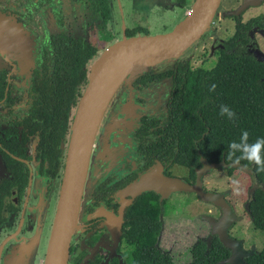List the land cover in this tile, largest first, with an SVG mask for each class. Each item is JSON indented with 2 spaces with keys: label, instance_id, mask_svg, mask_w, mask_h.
<instances>
[{
  "label": "flooded vegetation",
  "instance_id": "1",
  "mask_svg": "<svg viewBox=\"0 0 264 264\" xmlns=\"http://www.w3.org/2000/svg\"><path fill=\"white\" fill-rule=\"evenodd\" d=\"M196 2L0 0V17L22 28L18 39L0 41V264L45 261L60 211L75 223L68 264H186L222 243L209 218L218 221L223 208L171 180L196 184L198 170L225 159L223 151L220 159L198 151L199 165L175 160L190 141H181L185 121L171 102L179 80H202L197 74L212 70L223 51L264 67V0H221L207 30L181 54L118 87L95 134L78 206L63 203L72 125L92 64L124 35L173 31ZM244 164L251 170L220 166L200 182L204 191L227 192L241 217L228 233L252 251L247 259L264 247L251 210L264 180ZM238 171L248 178L242 202L220 186Z\"/></svg>",
  "mask_w": 264,
  "mask_h": 264
},
{
  "label": "water",
  "instance_id": "2",
  "mask_svg": "<svg viewBox=\"0 0 264 264\" xmlns=\"http://www.w3.org/2000/svg\"><path fill=\"white\" fill-rule=\"evenodd\" d=\"M220 1L197 0L192 17L182 21L173 31L130 37L124 35L121 40L107 47L94 61L90 68L89 83L80 100L72 125L71 146L63 189L64 205L72 206L77 203L78 206L95 134L118 87L123 83L131 84L159 61L181 54L207 30ZM3 24L12 30L4 33ZM19 29L22 30L19 24L16 23L14 28L12 24H8L4 18L0 17L1 42L18 39L21 33ZM220 166H223L225 170L237 166L247 171L251 170L244 163L234 164L232 161L226 162L223 159L218 163H206L203 169H199L196 184L185 183L180 178H174L171 183L177 186L178 190H194L201 199L219 204L223 208L224 213L218 221L211 217L209 220L214 225L213 232H218L222 243L232 252L227 258L215 264H248L246 256L252 251H247L241 239L231 237L228 233L230 225L239 221L241 217L225 199L227 192L204 191L200 182L203 173ZM146 176L149 178L148 175ZM146 176L139 181V184L142 180L144 182ZM74 226L75 223L67 218L65 212L60 211L57 214L44 264H68Z\"/></svg>",
  "mask_w": 264,
  "mask_h": 264
},
{
  "label": "trees",
  "instance_id": "3",
  "mask_svg": "<svg viewBox=\"0 0 264 264\" xmlns=\"http://www.w3.org/2000/svg\"><path fill=\"white\" fill-rule=\"evenodd\" d=\"M199 81L179 80L173 91L171 105L176 115L185 121L181 141L188 135L187 154L176 153L175 160L190 165H199V152L204 156L220 159L222 149L226 161L228 145L239 141L243 130L250 133V142L264 138V67L255 58L241 52L223 51L217 65L210 71L201 70ZM215 84L216 90L210 91ZM227 105L236 113V119L229 120L220 115V106ZM197 108L202 114H199ZM187 119V120H186ZM239 155V153H237ZM241 162L249 163L246 160ZM256 175L264 180V172ZM232 173V172H231ZM254 224L264 231V191L258 190L251 207ZM201 253V252H200ZM203 253V252H202ZM226 247L218 240L210 251L186 264H215L225 259ZM248 264H264L263 249L246 259ZM159 264H175L165 258ZM230 264V263H225Z\"/></svg>",
  "mask_w": 264,
  "mask_h": 264
},
{
  "label": "clouds",
  "instance_id": "4",
  "mask_svg": "<svg viewBox=\"0 0 264 264\" xmlns=\"http://www.w3.org/2000/svg\"><path fill=\"white\" fill-rule=\"evenodd\" d=\"M213 84L210 91L216 90ZM220 115L226 116L229 120L236 119V113L227 105L220 106ZM227 159L234 164H239L242 160H246L257 166V170L264 172V138H257L254 142H250V133L243 130L239 141H232L228 145ZM239 153V155H237ZM45 261L39 263L44 264Z\"/></svg>",
  "mask_w": 264,
  "mask_h": 264
},
{
  "label": "rangeland",
  "instance_id": "5",
  "mask_svg": "<svg viewBox=\"0 0 264 264\" xmlns=\"http://www.w3.org/2000/svg\"><path fill=\"white\" fill-rule=\"evenodd\" d=\"M244 183H248L247 175L241 171H238V173L235 174L231 179H229L226 175H223L222 184H220V186H222V188L231 187L232 191H236L235 192L236 201L238 200L239 202H242L244 199V197L242 196V186ZM237 195H240V197H237ZM247 220H248L247 217L243 218V220L238 223L239 227L246 225ZM255 236H257V235H255ZM261 238L262 237L257 236V241H259ZM40 262H43V260Z\"/></svg>",
  "mask_w": 264,
  "mask_h": 264
},
{
  "label": "bare ground",
  "instance_id": "6",
  "mask_svg": "<svg viewBox=\"0 0 264 264\" xmlns=\"http://www.w3.org/2000/svg\"><path fill=\"white\" fill-rule=\"evenodd\" d=\"M264 58V57H263Z\"/></svg>",
  "mask_w": 264,
  "mask_h": 264
}]
</instances>
